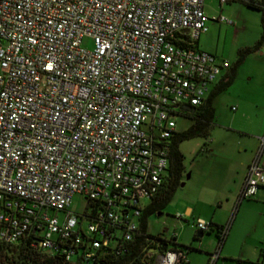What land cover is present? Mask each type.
I'll return each mask as SVG.
<instances>
[{
	"label": "built area",
	"instance_id": "built-area-1",
	"mask_svg": "<svg viewBox=\"0 0 264 264\" xmlns=\"http://www.w3.org/2000/svg\"><path fill=\"white\" fill-rule=\"evenodd\" d=\"M208 19L234 23L209 17L203 0H0L1 241L27 237L88 263L108 247L127 251L143 200L166 181L175 116L229 68L196 45ZM263 155L264 130L206 264L237 203L264 184ZM74 193L86 199L80 213L69 209ZM193 226L213 223L197 217ZM158 238L145 264L187 260L183 247L160 249L175 232Z\"/></svg>",
	"mask_w": 264,
	"mask_h": 264
},
{
	"label": "rangeland",
	"instance_id": "rangeland-1",
	"mask_svg": "<svg viewBox=\"0 0 264 264\" xmlns=\"http://www.w3.org/2000/svg\"><path fill=\"white\" fill-rule=\"evenodd\" d=\"M253 1L260 7L248 6L243 0H228L220 8L218 0H204L205 6L209 9V17L222 13L232 18L234 23L208 19L206 30L199 34L197 47L226 58L229 68L235 66V73L230 83L213 96V117L207 134L195 135L178 143V149L182 154L181 169L172 195L161 208L145 215L146 231L152 236L170 237L174 231L178 232L180 223L175 214L180 213L187 203L196 205L198 209H201L202 205L207 213H210L212 208L207 204H201L200 201L207 203L213 201L214 213L219 218L228 217L231 211L225 213L217 200L224 203V194L229 193L235 186L233 168L239 158L238 149L242 145L241 131L258 125L260 101L264 94V38L259 46L244 53L242 58L239 53L242 48L254 46L264 33V0ZM81 45L87 49L91 48L92 39L83 37ZM220 78L221 75L216 76L209 84L205 96ZM191 122L190 116L178 113L175 116V131L185 129ZM251 199L254 197H243L240 201L247 204ZM143 203L147 205L149 200L144 199ZM85 204L86 199L79 193H74L69 209L80 213L84 210ZM253 209L247 208L251 218ZM56 213L61 218L62 212ZM251 218L249 216L245 218L240 236L244 235L245 229L248 228L247 220L251 221ZM85 224L86 220L83 219L82 226ZM259 232L252 230L249 236L257 237ZM178 239L186 245L196 243L194 239L188 238V233H184L183 230L180 231ZM229 240L235 243V247H239L238 233L233 234Z\"/></svg>",
	"mask_w": 264,
	"mask_h": 264
},
{
	"label": "crops",
	"instance_id": "crops-1",
	"mask_svg": "<svg viewBox=\"0 0 264 264\" xmlns=\"http://www.w3.org/2000/svg\"><path fill=\"white\" fill-rule=\"evenodd\" d=\"M228 1V0H226ZM225 1V2H226ZM224 3V2H223ZM223 3L218 5L221 8ZM203 9L208 15L209 9L205 6L203 0ZM215 15V14H212ZM216 21V20H215ZM199 37V36H198ZM198 40V39H197ZM197 45V41H196ZM229 69V68H228ZM228 69L224 71L223 74L228 72ZM261 112L259 114V123L256 127H253L247 131H241L242 145L239 147V158L236 161L234 166V184L235 186L232 190L224 194L225 201L221 202L219 199L217 203L220 207H223V211L226 213L228 210H231L234 201L236 199L237 193L239 191L246 166L251 159L257 144H258V135L264 130V94L263 98L260 101ZM261 163L264 165V155L261 157ZM254 199L248 200L249 203L243 204L245 202L239 201L236 205V208L231 216L229 226L226 232V235L221 242L220 248L218 250V256L213 261L212 264H264V184L260 185L255 194L253 195ZM242 200V199H241ZM201 204L209 205L212 210L210 213H207L204 206L201 205V209H198L196 205L187 203L184 205L180 213L182 214L181 219L179 220V233L175 232V243L176 246L183 247L186 251L187 260L181 264H206L208 259V254L215 249L217 243L216 230H207L202 232L201 235L196 234V229L193 226V220L197 217L203 218L216 223L219 225H224L231 211L229 212L228 217H216L214 213L213 201L202 202ZM251 205V206H250ZM253 207V217L251 218V213H248L247 208ZM177 213V212H176ZM224 213V214H225ZM249 216L250 220H247L248 228L245 229L243 236H240V232L243 230L242 226L244 225L245 218ZM226 218V219H225ZM165 230V228H164ZM188 233V238L194 239L196 243H189V245L178 239L180 231ZM252 230H259L257 237L249 236ZM238 233L240 240L237 242L239 247H235V243L231 240L233 234ZM261 233V234H260ZM207 235V236H206ZM163 236V235H161ZM249 236V237H247ZM164 237V236H163ZM169 239L170 237H164ZM249 238V239H248ZM167 242V241H166ZM168 246H172L171 242H167ZM192 246V247H191ZM156 248H149L150 251L155 250Z\"/></svg>",
	"mask_w": 264,
	"mask_h": 264
},
{
	"label": "trees",
	"instance_id": "trees-1",
	"mask_svg": "<svg viewBox=\"0 0 264 264\" xmlns=\"http://www.w3.org/2000/svg\"><path fill=\"white\" fill-rule=\"evenodd\" d=\"M248 6L259 8L253 0H243ZM264 38V33L254 46H247L239 50L241 58L244 53L254 47L259 46ZM240 58V59H241ZM235 73V66L230 67L228 72L223 74L218 83L209 91L206 98L195 105H190L184 108L182 113L187 114L192 118V122L183 130L175 131L169 139V166L166 181L164 185L156 192L149 200V203L142 209L137 232L127 242V251L122 254H115L111 248H107L97 258L90 263L82 260L79 256H74L71 259H64L59 253H48L41 251L29 244L27 237L19 239L14 243H6L0 240V264H145L142 253L149 248H158L156 240L158 235L152 236L146 231L145 215L147 212L161 208L171 197L175 183H177V175L181 169L182 154L178 149V143L186 138L195 135H206L209 125L213 117V96L221 89L225 88L230 83ZM221 225L213 223V227L209 230H216L218 238V229ZM225 237V236H224ZM222 237L221 239H224ZM219 239V238H218ZM172 246L175 247L174 240H169ZM130 260V262H128Z\"/></svg>",
	"mask_w": 264,
	"mask_h": 264
},
{
	"label": "water",
	"instance_id": "water-1",
	"mask_svg": "<svg viewBox=\"0 0 264 264\" xmlns=\"http://www.w3.org/2000/svg\"><path fill=\"white\" fill-rule=\"evenodd\" d=\"M188 107H189V106H187L186 108H188ZM158 214H159V213H158ZM196 234L199 236V235L202 234V231L197 230V231H196ZM166 243H167V242H164L163 244L160 245V249H161V250H163V249L165 248Z\"/></svg>",
	"mask_w": 264,
	"mask_h": 264
}]
</instances>
